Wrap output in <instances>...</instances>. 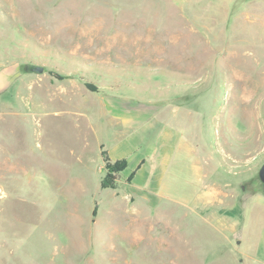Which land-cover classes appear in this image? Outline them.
<instances>
[{
	"label": "rangeland",
	"instance_id": "rangeland-1",
	"mask_svg": "<svg viewBox=\"0 0 264 264\" xmlns=\"http://www.w3.org/2000/svg\"><path fill=\"white\" fill-rule=\"evenodd\" d=\"M263 165L264 0H0V264H264Z\"/></svg>",
	"mask_w": 264,
	"mask_h": 264
},
{
	"label": "crops",
	"instance_id": "crops-1",
	"mask_svg": "<svg viewBox=\"0 0 264 264\" xmlns=\"http://www.w3.org/2000/svg\"><path fill=\"white\" fill-rule=\"evenodd\" d=\"M108 99V102L103 103L104 110L119 124L121 130L140 128L144 126L143 124L150 123L154 119L153 116L157 114V109L152 108L154 111L146 107L136 109L125 99Z\"/></svg>",
	"mask_w": 264,
	"mask_h": 264
},
{
	"label": "water",
	"instance_id": "water-1",
	"mask_svg": "<svg viewBox=\"0 0 264 264\" xmlns=\"http://www.w3.org/2000/svg\"><path fill=\"white\" fill-rule=\"evenodd\" d=\"M37 71H40V70H37ZM259 178L264 187V165L261 167L259 171Z\"/></svg>",
	"mask_w": 264,
	"mask_h": 264
},
{
	"label": "trees",
	"instance_id": "trees-1",
	"mask_svg": "<svg viewBox=\"0 0 264 264\" xmlns=\"http://www.w3.org/2000/svg\"><path fill=\"white\" fill-rule=\"evenodd\" d=\"M109 168H112L111 170H115L116 169V167H109ZM105 184V183H104Z\"/></svg>",
	"mask_w": 264,
	"mask_h": 264
},
{
	"label": "bare ground",
	"instance_id": "bare-ground-1",
	"mask_svg": "<svg viewBox=\"0 0 264 264\" xmlns=\"http://www.w3.org/2000/svg\"><path fill=\"white\" fill-rule=\"evenodd\" d=\"M244 92V91H243Z\"/></svg>",
	"mask_w": 264,
	"mask_h": 264
}]
</instances>
